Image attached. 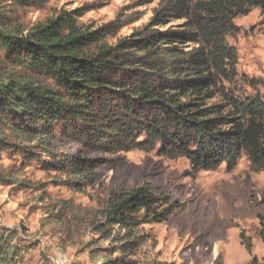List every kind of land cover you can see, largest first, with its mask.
Wrapping results in <instances>:
<instances>
[{
	"label": "trees",
	"instance_id": "trees-1",
	"mask_svg": "<svg viewBox=\"0 0 264 264\" xmlns=\"http://www.w3.org/2000/svg\"><path fill=\"white\" fill-rule=\"evenodd\" d=\"M47 1L0 0V17ZM257 9L264 10V0H166L145 28L113 45L106 38L114 23L79 25L76 10L32 27L0 21V154L12 150L31 160L32 148L50 151L63 135L104 155L137 150L185 159L191 178L232 172L242 158L254 173L264 172V82L247 81L254 94L238 91V54L227 43L239 30L235 21ZM113 162L75 156L46 164L75 184L92 185L95 171ZM181 208L147 184L113 194L91 228L118 249L109 255L94 248L91 258L134 264L142 228ZM17 236L0 233V264L16 263ZM242 241L252 254L251 241Z\"/></svg>",
	"mask_w": 264,
	"mask_h": 264
},
{
	"label": "rangeland",
	"instance_id": "rangeland-1",
	"mask_svg": "<svg viewBox=\"0 0 264 264\" xmlns=\"http://www.w3.org/2000/svg\"><path fill=\"white\" fill-rule=\"evenodd\" d=\"M165 1L48 0L42 6L16 7L0 21L32 27L61 10H76L81 14L79 25L101 29L114 23L113 33L106 38L113 45L145 28ZM235 23L239 30L227 37V43L238 54L240 79L236 87L240 93L251 95L256 89L249 88L247 81L264 82V10H254ZM49 149L32 148L35 156L31 160L12 150L0 154V233L11 230L18 234L15 244L20 256L15 264H101V260L91 258V250L101 248L99 253L112 255L118 246L93 233L94 214L113 194L144 184L160 189L182 208L168 221L142 228L138 235L142 245L129 261L253 264L256 257L257 264L263 263L260 217L264 218V172L254 173L246 158L232 172L220 169L191 178L186 176L189 165L185 159L162 158L156 151L104 155L86 150L63 135ZM75 156L105 157L114 162L95 171L92 185L82 181L75 184L63 171L46 164L64 165L66 159ZM242 236L251 241L252 254Z\"/></svg>",
	"mask_w": 264,
	"mask_h": 264
}]
</instances>
